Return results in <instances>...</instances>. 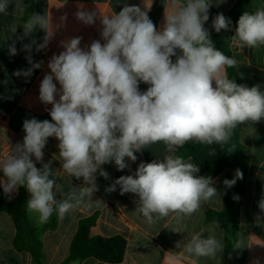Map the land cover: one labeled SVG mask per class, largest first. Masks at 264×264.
<instances>
[{
    "label": "clouds",
    "instance_id": "9594fccd",
    "mask_svg": "<svg viewBox=\"0 0 264 264\" xmlns=\"http://www.w3.org/2000/svg\"><path fill=\"white\" fill-rule=\"evenodd\" d=\"M9 5L10 0H0V13L6 14ZM211 5L209 0H165V9L171 11L159 30L147 11L125 5L119 12L102 15L103 44L94 40L85 50L80 47L81 37L61 42L64 51L52 56L48 64L51 74L44 76L39 87L40 101L52 105L51 122L25 120L23 143L0 160L4 193L25 187L30 194L26 202L30 219L34 215L41 225L49 222L53 212L63 219L74 209L90 208L98 190L95 173L102 165L114 161L117 170H124L128 167L125 158L135 162L136 152L157 143L164 145L163 159L141 162L134 175L119 177L106 191H115L119 185L121 195L135 194L134 211L150 226L170 216L182 225L218 195L213 178L197 176L199 167L176 152L188 142L218 144L221 150L233 152L236 146L230 141L234 130L264 119V91L259 85L237 84L226 74L227 68L238 69L239 65L215 47L205 28ZM15 7H24L22 0ZM75 15L91 25L97 14L81 10ZM231 25L223 13L212 21L216 33L230 30ZM22 26L23 37L37 28L45 31L37 51L54 35L50 16L45 14L30 15ZM16 30L15 24L10 26V32ZM231 41L241 50L264 46V4L254 12H243ZM31 48V44L24 45L29 52ZM9 53L17 54L15 42ZM27 59L32 67L16 72V76L28 77L41 67L30 56ZM140 82L149 85L146 91L139 90ZM252 131L249 128V135ZM49 137L59 141L55 159L60 160L64 173L83 178L78 189L65 192L50 179L55 177L51 162L37 168L31 159L43 160ZM215 154L216 149L210 148L208 155ZM99 174L108 178L102 169ZM242 178L243 173L236 170L235 178L223 183L232 187ZM258 206L264 211V199ZM217 228L218 222L213 221L206 238L196 233L185 243L177 242L176 248L197 259H215L225 248L224 232L217 234ZM242 245L237 240L234 247Z\"/></svg>",
    "mask_w": 264,
    "mask_h": 264
},
{
    "label": "crops",
    "instance_id": "0c3cea01",
    "mask_svg": "<svg viewBox=\"0 0 264 264\" xmlns=\"http://www.w3.org/2000/svg\"><path fill=\"white\" fill-rule=\"evenodd\" d=\"M19 0H10L7 13H0V160L6 159L12 153V148L18 143H23L25 132L23 122L32 118L38 121L49 120L51 104H44L39 99V87L46 74H51L48 64L53 55H59L64 48L61 42L72 38L81 37L80 47L87 50L94 40L101 37L103 25L102 15H110L119 12L123 6L136 5L142 11H147L149 18L159 30L165 20V14L171 8L165 9V0H32V8L26 14L27 0H22L24 7L17 8L15 4ZM184 2V0H181ZM236 0H209V20L205 28L210 33L215 47L228 50L231 57L238 62L239 68L235 69L240 84L252 87L259 85L264 91V46L257 48H244L241 50L231 41L235 35V28L230 35L223 30L216 33L212 27V21L219 13L224 15L233 7ZM264 0H259V6ZM258 6V7H259ZM96 12L95 22L91 25L78 20L77 11ZM40 14L50 16L53 29V37L47 46L37 51V45L43 43L46 35L43 29L37 28L30 36L23 37L22 24L27 21L30 15ZM62 17L66 19L62 20ZM15 24L17 30L10 32V26ZM237 26V25H236ZM18 30L21 31L18 39L16 55H10L9 46L13 44ZM35 41V43H33ZM31 44V51L24 49V45ZM179 51V50H178ZM31 57L33 63H41L36 70L32 80L24 88L23 83L27 77L16 76L18 71H27L32 67L28 62ZM175 57H172L175 62ZM34 70V69H33ZM33 72V71H32ZM227 74V70H226ZM54 83L57 89L60 88L58 81ZM146 89L148 84L143 83ZM139 90H144L139 86ZM59 99V96L56 97ZM249 128L254 131L249 135ZM239 142L242 145L247 158V169L243 179V190L240 195L234 198V222L235 230L230 232L215 218H206L210 210L221 211L223 209V191L226 179L225 173L216 175L215 181L218 195L213 200L203 205L190 219H186L182 225H177L170 216L160 220L154 225H148L142 215L137 214L136 200L138 197L132 193L120 194V186L116 185L115 191H106L121 176L134 175L141 162L150 163L155 159H163L165 154L163 143H157L150 148L136 152L135 162L125 158L128 167L124 170H117L114 161L101 166L103 171L108 173V178L100 176L97 170L96 184L98 190L93 194V203L90 208L81 207L72 210L63 219H58L53 212L47 228L45 224L38 225L35 216L30 219L25 212V218L21 222L22 233L19 236L29 249L40 241L41 264H57L68 254V248L73 235L76 232L78 221L82 218L95 215L94 224L89 229L90 236L112 237L121 236L125 241L124 253L120 262H104L93 257L78 260L80 264H264V211L259 208V202L264 199V119L254 124L240 125ZM59 141L55 137H49L42 161L31 159L37 168L51 162L55 181L63 186L65 192L78 189L83 184V178L79 180L64 173L61 162L55 159L59 153ZM189 156L185 160H189ZM192 162V159L190 158ZM193 163V162H192ZM200 176L199 173H196ZM3 176L0 171V180ZM26 190L29 199L30 194ZM0 191L4 196L15 197L17 190L11 194H5L0 184ZM59 198V194L57 195ZM217 221L219 228L217 234L224 232L223 243L229 245V251L224 250L215 259L195 258L176 248L177 242H187L191 235L202 233L207 237L209 226ZM181 227L183 232L174 231ZM231 233V234H230ZM16 228L12 217L6 212H0V264H34L33 255L29 249H18L13 246V239ZM237 240L243 245L235 248ZM69 264H72L70 262Z\"/></svg>",
    "mask_w": 264,
    "mask_h": 264
},
{
    "label": "trees",
    "instance_id": "16d2710c",
    "mask_svg": "<svg viewBox=\"0 0 264 264\" xmlns=\"http://www.w3.org/2000/svg\"><path fill=\"white\" fill-rule=\"evenodd\" d=\"M259 6V0H236L233 7L225 14L230 18L232 25L230 30L224 31L230 35L233 29L237 25L239 17L244 11L254 12ZM32 0H27L26 14L31 12ZM21 35V31L18 30L15 37V46H17L18 39ZM220 50L227 56H230L228 50L220 48ZM231 57V56H230ZM37 69H34L32 74L28 76L23 87L25 88L32 80ZM227 75L230 79H234L237 84H240L238 75L234 68H227ZM139 86L146 91V87L143 82L139 83ZM240 126H238L234 132L230 144H235L236 149L228 153L226 150H221L220 145L213 144L211 146L201 145L195 142L186 143L183 148L177 150L176 155L183 156L184 159L189 156L192 162L199 167L200 176H210L214 178L221 172L225 173L226 179L235 178L236 170H240L243 173L242 179H237L236 183L232 187L225 185L223 191V209L221 211H208L206 218H215L224 226L229 227L230 232L235 230L234 222V196L240 195L243 190V179L247 169V158L244 154L242 145L239 142ZM210 148L216 149L214 156H209L208 152ZM3 176V172L1 171ZM26 188L21 186L17 190L15 197L4 196L0 191V212H6L12 217V221L16 228V234L13 239V246L18 249H29L23 242L20 241L19 236L22 233L21 222L25 218L26 202L28 200L26 196ZM96 219L95 215L82 218L78 221L77 229L73 235L66 257L57 264H69L74 260H83L88 257H93L97 260L104 262H120L125 248V241L121 236L115 235L112 237L90 236L89 229L94 224ZM49 224L46 223L44 228H47ZM230 233V234H231ZM40 241L35 239V243L29 251L33 255V263L41 264L40 261ZM229 251V245L226 244L224 253Z\"/></svg>",
    "mask_w": 264,
    "mask_h": 264
},
{
    "label": "rangeland",
    "instance_id": "374dc122",
    "mask_svg": "<svg viewBox=\"0 0 264 264\" xmlns=\"http://www.w3.org/2000/svg\"><path fill=\"white\" fill-rule=\"evenodd\" d=\"M236 196H237V195H236ZM236 196H234V198H235Z\"/></svg>",
    "mask_w": 264,
    "mask_h": 264
}]
</instances>
